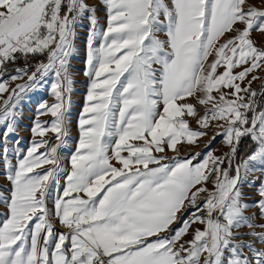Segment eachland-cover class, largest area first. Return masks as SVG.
I'll return each mask as SVG.
<instances>
[{"label": "snow or ice", "instance_id": "snow-or-ice-1", "mask_svg": "<svg viewBox=\"0 0 264 264\" xmlns=\"http://www.w3.org/2000/svg\"><path fill=\"white\" fill-rule=\"evenodd\" d=\"M101 2L103 29L88 0H0V264H264V0ZM84 20L89 86L61 186ZM50 76L25 151L21 101Z\"/></svg>", "mask_w": 264, "mask_h": 264}, {"label": "rangeland", "instance_id": "rangeland-1", "mask_svg": "<svg viewBox=\"0 0 264 264\" xmlns=\"http://www.w3.org/2000/svg\"><path fill=\"white\" fill-rule=\"evenodd\" d=\"M89 4L95 5L98 7L99 11L97 13L99 26L103 29L106 27V17L105 12L103 8V4L101 0H88ZM84 27H78L77 28V38L74 42L76 51L74 52L72 58H71V71H72V78H73V86L72 91L70 93V106H68V123L66 125L68 135L64 138V145L59 149L60 157H61V167L64 169L59 175L61 177V186L64 184V177L67 173V171H70V164L69 159L70 156L74 153L78 140L80 137V132L78 128V120L80 118V114L83 110V107L85 106L86 101V94L89 86V79L84 75V70L86 68L85 64V38L87 36V25L88 21H83ZM254 39L257 41H264V36L260 35H254ZM36 61H33V64ZM21 64L17 65H10L9 71H11L14 67H20ZM261 76H264V73H261ZM49 83H44L42 86L38 87L34 91L27 92L24 94V97L20 104V117L18 120V135L21 139V145L20 147L26 151V149L29 147L30 142L32 140V132L31 127L33 125V121L36 119V107L41 102H48L49 104L53 103L55 101V98L50 94V81L51 76L47 78ZM16 83H23V81H16ZM259 81L255 82L253 84V87H258ZM15 87V84L12 85ZM67 104V100H66ZM42 120H51L52 118L50 116H44L40 117ZM193 127H195V122L192 124ZM213 133H210L209 135H212ZM54 134L49 132L47 138H52V144L56 145L60 143V141L55 140ZM208 137L204 138V141L207 142ZM242 147V152L239 154L240 158H246L247 155L252 150V143L248 140H245L241 143L240 147ZM213 147L216 149V154L221 155L223 152L227 151V148L222 144L221 138L218 136L217 139L213 142ZM246 147V151L244 152V149ZM240 149V148H239ZM43 151V149H41ZM205 151V143L202 142L199 147H185L182 149L180 155L183 157L188 154V152H201L203 153ZM169 156H174L175 154L171 151L168 152ZM256 175H259V173H256ZM4 184V180L2 177H0V185ZM245 191H251L247 187H245ZM56 195V190H53V196ZM49 207H52V202L49 201ZM2 210V209H0ZM197 227H200V225H196ZM259 230V229H258ZM241 231H248L247 229H242Z\"/></svg>", "mask_w": 264, "mask_h": 264}, {"label": "trees", "instance_id": "trees-1", "mask_svg": "<svg viewBox=\"0 0 264 264\" xmlns=\"http://www.w3.org/2000/svg\"><path fill=\"white\" fill-rule=\"evenodd\" d=\"M242 147H243V146H241L240 149H239V154H240V153L242 152V150H243ZM245 151H246V147H245V149H244V152H245Z\"/></svg>", "mask_w": 264, "mask_h": 264}]
</instances>
